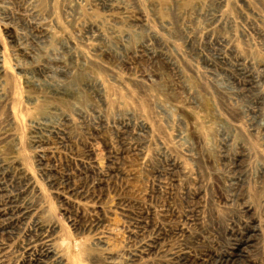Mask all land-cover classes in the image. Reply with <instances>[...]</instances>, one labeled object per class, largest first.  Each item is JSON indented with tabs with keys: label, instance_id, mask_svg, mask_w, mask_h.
Returning <instances> with one entry per match:
<instances>
[{
	"label": "rangeland",
	"instance_id": "1",
	"mask_svg": "<svg viewBox=\"0 0 264 264\" xmlns=\"http://www.w3.org/2000/svg\"><path fill=\"white\" fill-rule=\"evenodd\" d=\"M0 264H264V0H0Z\"/></svg>",
	"mask_w": 264,
	"mask_h": 264
},
{
	"label": "bare ground",
	"instance_id": "2",
	"mask_svg": "<svg viewBox=\"0 0 264 264\" xmlns=\"http://www.w3.org/2000/svg\"><path fill=\"white\" fill-rule=\"evenodd\" d=\"M239 253H240V252H239ZM49 254H51V253H50V250L47 249L45 255H49ZM239 255H240V254H239ZM220 257H221V256H220ZM226 257H227V256H226ZM228 258H229V256H228ZM220 261H221V260H220Z\"/></svg>",
	"mask_w": 264,
	"mask_h": 264
}]
</instances>
